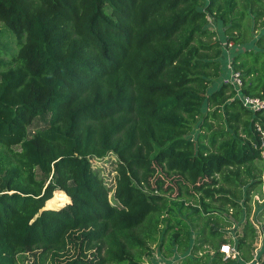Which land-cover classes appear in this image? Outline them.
Here are the masks:
<instances>
[{"label": "trees", "instance_id": "16d2710c", "mask_svg": "<svg viewBox=\"0 0 264 264\" xmlns=\"http://www.w3.org/2000/svg\"><path fill=\"white\" fill-rule=\"evenodd\" d=\"M239 94L264 97V0H0V264H264Z\"/></svg>", "mask_w": 264, "mask_h": 264}, {"label": "built area", "instance_id": "2783aa9c", "mask_svg": "<svg viewBox=\"0 0 264 264\" xmlns=\"http://www.w3.org/2000/svg\"><path fill=\"white\" fill-rule=\"evenodd\" d=\"M225 79L231 80L237 86L241 85V78H240L238 72H236V71H233V72L231 71V74ZM239 95H240V98H241V101H242L243 105H245L246 107L251 108V109H259L264 114V97L251 96V95H247V94H243V95L239 94ZM257 129L261 133V142H260V144H261V146H263L262 155L264 156V119L260 123H257ZM262 188H263V193H264V184H263ZM262 199H264V196L261 197L259 194H255L254 195V200L261 201ZM254 224L259 230L258 223L254 222ZM220 249L226 255H235L237 253L236 249L234 247H231L229 245V243H222L221 246H220ZM247 264H259V262H258V259L255 256Z\"/></svg>", "mask_w": 264, "mask_h": 264}, {"label": "rangeland", "instance_id": "374dc122", "mask_svg": "<svg viewBox=\"0 0 264 264\" xmlns=\"http://www.w3.org/2000/svg\"><path fill=\"white\" fill-rule=\"evenodd\" d=\"M210 22H211V25H212V23L214 22V20L211 18L210 19ZM224 61L225 62H227L228 64H229V62H230V55H229V52H225L224 53ZM224 67H225V65H224ZM223 67V68H224ZM230 69V68H229ZM223 76V75H222ZM221 76V77H222ZM221 77H219L220 79H221ZM223 78V77H222ZM220 79H218L219 81H216V83H218V82H220ZM39 124H41V122L39 123ZM32 128H33V126H32ZM100 164V163H99ZM100 165H102L103 167H104V165L103 164H100ZM104 171L105 172H107V169H104ZM109 175H111V173L109 174ZM67 200H68V196L65 194V192H63L62 190H60V189H57L54 193H53V196L51 197V198H49L47 201H46V206H50V207H59V206H61V205H63V204H65L66 202H67ZM263 200V199H262ZM257 204H264V201H260V202H257V203H254V205H256L257 206ZM263 218H264V213H263ZM259 238H260V236H259ZM259 241V240H258ZM167 257H165V258H161L160 256H158V255H156V253H154V257H153V259L155 260V261H153L154 262V264H169L171 261H170V258H167ZM31 257H29L28 258V262H30L31 261ZM172 259V258H171Z\"/></svg>", "mask_w": 264, "mask_h": 264}, {"label": "crops", "instance_id": "0c3cea01", "mask_svg": "<svg viewBox=\"0 0 264 264\" xmlns=\"http://www.w3.org/2000/svg\"><path fill=\"white\" fill-rule=\"evenodd\" d=\"M222 62H223V67L225 65V67L222 69L223 77H225L229 73V71H230V74H231V70L229 69L228 63L224 61V56H222Z\"/></svg>", "mask_w": 264, "mask_h": 264}]
</instances>
